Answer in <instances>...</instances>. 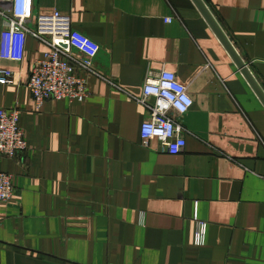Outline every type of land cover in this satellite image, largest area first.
Instances as JSON below:
<instances>
[{"label": "crops", "instance_id": "0c3cea01", "mask_svg": "<svg viewBox=\"0 0 264 264\" xmlns=\"http://www.w3.org/2000/svg\"><path fill=\"white\" fill-rule=\"evenodd\" d=\"M202 2L264 92V0ZM34 11L68 17L100 51L95 73L71 52L83 102L39 109L25 82L45 41L28 36L20 63L0 61L17 82L0 85V109L19 112L27 145L0 158L14 188L0 203V264H264V107L192 1L34 0ZM148 71L175 74L192 99L178 155L141 140Z\"/></svg>", "mask_w": 264, "mask_h": 264}, {"label": "built area", "instance_id": "2783aa9c", "mask_svg": "<svg viewBox=\"0 0 264 264\" xmlns=\"http://www.w3.org/2000/svg\"><path fill=\"white\" fill-rule=\"evenodd\" d=\"M0 28V61L20 63L28 36L44 40L49 47L43 59L32 63L25 82L37 109L48 100L83 102L88 97L86 81L78 76L70 56L76 51L82 58L77 62L78 66L95 73L93 63L100 46L73 30L68 17L57 11L36 14L34 0H0ZM16 83L12 70H0V85ZM138 102L147 111L140 127L143 144L148 146L156 140L162 153L172 156L182 153L186 143L179 119L192 107V99L176 75L167 71H148ZM18 120L16 109H0V158L13 159L27 149ZM13 195L11 177L0 171V203H8ZM206 227V223L196 219V246L205 244Z\"/></svg>", "mask_w": 264, "mask_h": 264}, {"label": "water", "instance_id": "95a60500", "mask_svg": "<svg viewBox=\"0 0 264 264\" xmlns=\"http://www.w3.org/2000/svg\"><path fill=\"white\" fill-rule=\"evenodd\" d=\"M194 6L197 8L203 19L206 21L212 32L215 34V36L218 38L224 49L227 51L231 59L233 60L234 64L240 71V73L243 75L247 83L249 84L250 88L264 107V92L261 89V87L258 85L252 74L250 73L247 65L242 61V59L239 57V55L234 50L233 46L219 27V25L216 23L215 19L207 9V7L204 5L202 0H191Z\"/></svg>", "mask_w": 264, "mask_h": 264}]
</instances>
